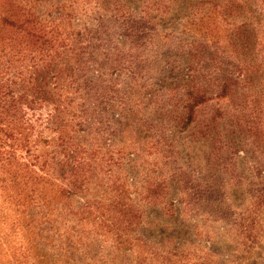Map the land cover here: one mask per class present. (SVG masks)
Wrapping results in <instances>:
<instances>
[{
  "label": "rangeland",
  "instance_id": "374dc122",
  "mask_svg": "<svg viewBox=\"0 0 264 264\" xmlns=\"http://www.w3.org/2000/svg\"><path fill=\"white\" fill-rule=\"evenodd\" d=\"M13 1L51 229L0 192V264H264V0Z\"/></svg>",
  "mask_w": 264,
  "mask_h": 264
},
{
  "label": "trees",
  "instance_id": "16d2710c",
  "mask_svg": "<svg viewBox=\"0 0 264 264\" xmlns=\"http://www.w3.org/2000/svg\"><path fill=\"white\" fill-rule=\"evenodd\" d=\"M14 5L13 0H0V16L5 14L9 18L13 17L19 20ZM21 15L24 16L25 14ZM29 35H23L22 39L17 40L19 43L22 41L23 43L26 42L24 44L26 49H29L30 42L28 41H31L29 40ZM14 49L13 38L10 37L9 40L4 41V36L0 32V52L7 50L8 54H10L9 58L3 60L0 64V72L2 70H8L9 72L13 69L11 55L12 57L16 56ZM23 56L17 57L18 60ZM46 57L47 54H41L42 62H44ZM22 73V70L15 71L9 76L7 81L0 79V167L6 174L0 177V192L7 199L13 200L14 205L17 206L18 210H21L18 215L26 218L28 220L26 225L36 228L39 237H41L43 231L49 232L51 229V226L48 225L51 221L49 216H47V211L43 209L45 203L40 201L41 198L38 194L39 186L44 183L43 181L48 172L43 166L44 163L37 170L35 169L40 159V155L33 153L36 139L28 138L27 134L24 133V126H22L25 122H21L22 116L19 119L17 116V109L20 106L22 107V104L32 109V102L27 99L31 86L27 83L28 77L26 78L25 74ZM17 80L22 81L20 85L23 90L15 98V91L10 88V82L14 81L15 83ZM20 99H23L22 104H19L21 102ZM60 141L63 145L66 143L62 138ZM17 149L24 153V156H22L24 161L21 163L16 160ZM60 165L61 167L57 168L58 173L54 174L55 178H60V181L63 182V186H60L59 197H72L78 191V160H75V158H72V160L67 159L66 163H60ZM63 165L69 166L71 169L66 170ZM65 173H69L70 179L68 178V182L63 181Z\"/></svg>",
  "mask_w": 264,
  "mask_h": 264
}]
</instances>
